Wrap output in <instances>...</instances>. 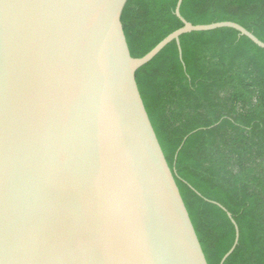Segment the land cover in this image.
Returning <instances> with one entry per match:
<instances>
[{
  "label": "water",
  "instance_id": "1",
  "mask_svg": "<svg viewBox=\"0 0 264 264\" xmlns=\"http://www.w3.org/2000/svg\"><path fill=\"white\" fill-rule=\"evenodd\" d=\"M126 2L0 0V264H207L135 73L191 32L264 43L177 0L183 26L133 58Z\"/></svg>",
  "mask_w": 264,
  "mask_h": 264
},
{
  "label": "trees",
  "instance_id": "2",
  "mask_svg": "<svg viewBox=\"0 0 264 264\" xmlns=\"http://www.w3.org/2000/svg\"><path fill=\"white\" fill-rule=\"evenodd\" d=\"M177 0H127L141 58L181 28ZM191 25L234 22L264 43V0H182ZM137 88L207 264H264V50L230 28L191 32L135 73ZM220 205L223 209H221Z\"/></svg>",
  "mask_w": 264,
  "mask_h": 264
}]
</instances>
